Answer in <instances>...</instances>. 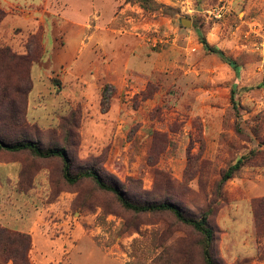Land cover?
<instances>
[{"label":"rangeland","instance_id":"374dc122","mask_svg":"<svg viewBox=\"0 0 264 264\" xmlns=\"http://www.w3.org/2000/svg\"><path fill=\"white\" fill-rule=\"evenodd\" d=\"M84 1L50 2L35 19L0 8V47L36 58L26 127L0 124V134L64 148L74 174L94 169L134 201H171L192 216L211 205L217 262L264 264L252 213L264 197V0H150L146 10L137 0ZM223 1L220 20L208 15ZM45 36L52 60L83 49L87 98L67 68L37 64ZM202 37L237 72L206 53ZM243 155L248 162L218 188ZM13 163L20 170L0 196V224L14 220L31 237V264H204L201 237L172 215L127 211L91 179L68 183L59 158L0 151V164Z\"/></svg>","mask_w":264,"mask_h":264},{"label":"trees","instance_id":"16d2710c","mask_svg":"<svg viewBox=\"0 0 264 264\" xmlns=\"http://www.w3.org/2000/svg\"><path fill=\"white\" fill-rule=\"evenodd\" d=\"M146 10V4L150 0H137ZM5 14L1 13L0 22ZM200 44L206 53L220 57L228 66L237 72L236 64L224 57L223 52L210 46L205 38L200 39ZM33 51L27 48L24 53H17L9 47H0V124L7 123L14 128L26 127L24 125L25 97L31 91L32 84L29 73L35 63ZM234 92L231 91L230 99L233 109L236 111ZM105 88L102 91V100H109ZM237 114V111H236ZM237 117V115H236ZM235 132L241 136L239 124H235ZM27 132L25 131L24 134ZM0 151L9 153L29 152L40 159L59 158L62 161L63 178L70 184H75L82 179H91L96 186L105 192L115 196L119 204L127 211L134 214L168 213L177 222L190 227L201 237V257L204 264H219L214 255L215 230L211 226L209 216L212 209L209 205L206 210L199 212L198 216L186 213L179 205L171 201H134L116 182L103 177L94 169H85L73 173L71 160L64 148H43L33 140H7L0 134ZM250 155H257L254 151ZM249 156H240L232 165L228 166L220 175L218 188L232 179L234 175L248 162ZM252 213L257 234L264 236V197L255 200L252 205ZM31 249V237L22 232L12 231L0 226V263L2 264H31L28 253Z\"/></svg>","mask_w":264,"mask_h":264},{"label":"crops","instance_id":"0c3cea01","mask_svg":"<svg viewBox=\"0 0 264 264\" xmlns=\"http://www.w3.org/2000/svg\"><path fill=\"white\" fill-rule=\"evenodd\" d=\"M58 1H62V0H0V8L6 10H11V9H20L22 11H29L31 13V16L35 19V14L38 13L37 8H46L51 12L52 6H50V2H54L55 4ZM84 3L85 1L82 0ZM64 2H66V4H68V7H72L71 5V0H64ZM61 3V2H59ZM10 18L11 15H7ZM40 17L38 18L39 21L43 20L42 16L39 15ZM24 18V16H22ZM20 15L16 17L14 16L15 20H19L20 18H22ZM64 20V19H63ZM72 23L74 24V22H71L70 24L72 25ZM76 24V23H75ZM47 35V34H46ZM52 41V44H55V40H54V35ZM50 41L46 38L45 36V45H44V54L42 56V58L40 59V62H38L37 64L43 68H46V72L47 71H56V69H60L62 66L67 70H68V74L70 76H74L75 77V81L78 84L82 85V91L80 92V96H84L85 98H87V94L86 91L88 89V81L83 77V74L86 73L87 66H84L82 64H79V59L81 58L80 56L82 55L81 53L83 52V49L81 50H75V52H73L72 57L70 58V62L65 61L63 55L57 54L54 59L56 60H52V55H48V43ZM51 57V59H50ZM44 62V63H43ZM52 63V65H51ZM35 64V63H34ZM83 68H85L84 70H82ZM46 72L43 73V75L46 74ZM78 73H80V75L78 76ZM46 76V75H45ZM107 83L112 84L113 86L116 87V81L114 80V75H111L109 73L105 74ZM62 78V77H61ZM67 79V77H65ZM84 90V91H83ZM20 170V165L17 163H13V164H0V196L2 197L3 195H6L8 192H11V187L15 184L16 182V178L17 175L19 173ZM5 187V188H3ZM7 188V189H6ZM14 193V192H12ZM0 218H2V214L0 212ZM1 222V221H0ZM11 224H7L5 225L4 223L0 224L1 227H8L11 229H15L18 232H22V233H26V231L24 230H20L17 229V223L16 221L12 220L10 222ZM7 264H11L10 262Z\"/></svg>","mask_w":264,"mask_h":264},{"label":"built area","instance_id":"2783aa9c","mask_svg":"<svg viewBox=\"0 0 264 264\" xmlns=\"http://www.w3.org/2000/svg\"><path fill=\"white\" fill-rule=\"evenodd\" d=\"M226 1V0H225ZM225 1H223V4L221 6L215 7L213 9H211L210 11H208V15L212 16L214 19L216 20H220L224 14H225V5L224 3H226Z\"/></svg>","mask_w":264,"mask_h":264}]
</instances>
